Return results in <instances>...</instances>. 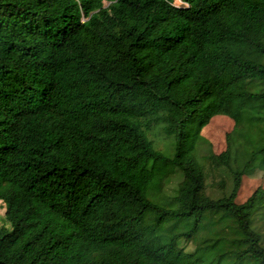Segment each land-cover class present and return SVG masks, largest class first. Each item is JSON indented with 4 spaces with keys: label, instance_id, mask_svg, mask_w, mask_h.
<instances>
[{
    "label": "trees",
    "instance_id": "trees-1",
    "mask_svg": "<svg viewBox=\"0 0 264 264\" xmlns=\"http://www.w3.org/2000/svg\"><path fill=\"white\" fill-rule=\"evenodd\" d=\"M181 1L0 0V264H264V0Z\"/></svg>",
    "mask_w": 264,
    "mask_h": 264
},
{
    "label": "rangeland",
    "instance_id": "rangeland-1",
    "mask_svg": "<svg viewBox=\"0 0 264 264\" xmlns=\"http://www.w3.org/2000/svg\"><path fill=\"white\" fill-rule=\"evenodd\" d=\"M246 57L258 63L264 62V56L256 49L249 50ZM162 126V124L153 125L150 132V140L154 143L157 150L169 152L172 149V140L164 134ZM223 132V130H220L215 125L210 127L206 135L207 142L213 144L217 150L223 147ZM254 172L258 177L257 180L253 181L256 186V184L261 182V178L264 176V170L255 168ZM169 186L175 187V184L170 183ZM243 193L245 194V191ZM4 216L5 210L0 203V226L10 229V225L2 220ZM238 238H240V234L236 222L227 218L218 227H201L190 244L186 245V243H183L181 246L185 247L187 252L194 253L198 258L208 263L231 264L234 257L241 250L236 241Z\"/></svg>",
    "mask_w": 264,
    "mask_h": 264
},
{
    "label": "clouds",
    "instance_id": "clouds-1",
    "mask_svg": "<svg viewBox=\"0 0 264 264\" xmlns=\"http://www.w3.org/2000/svg\"><path fill=\"white\" fill-rule=\"evenodd\" d=\"M178 1V2H177ZM174 6H186L184 2H182L181 0H174ZM2 205V202H0ZM4 208V207H3Z\"/></svg>",
    "mask_w": 264,
    "mask_h": 264
}]
</instances>
